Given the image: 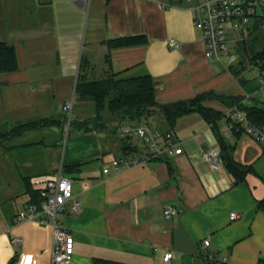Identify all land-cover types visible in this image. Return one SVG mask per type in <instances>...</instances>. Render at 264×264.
<instances>
[{
	"label": "crops",
	"instance_id": "1",
	"mask_svg": "<svg viewBox=\"0 0 264 264\" xmlns=\"http://www.w3.org/2000/svg\"><path fill=\"white\" fill-rule=\"evenodd\" d=\"M198 3L0 0V42L13 45L18 58L16 71L0 74V264H53L52 226L16 218L31 201L30 191L40 192L43 180L77 163L78 171L68 176L81 208L74 212L68 203L59 214L74 237L70 264H94L96 259L164 264L167 251H173L172 264H264V209L259 206L264 199V146L245 132V122L226 126V113L238 104L264 109V66L253 61L264 49V11L251 22H239L245 31L227 26L229 47L240 56L228 71L205 56L203 32L195 24ZM83 34L90 50L84 71L88 79H102L109 71L118 77L150 74L159 103L212 92L222 98L205 105L222 117L209 122L198 112L181 116L172 130L183 152L160 158H149L139 136L122 135L120 114L103 109L66 121L64 106L78 82L76 69L24 66L19 46L29 38L39 48L60 42L61 35L62 42L80 43ZM129 36L146 41L107 45ZM172 39L179 46H171ZM61 53L58 46L53 53L36 50L32 57L51 59ZM42 120L53 126L14 132L21 124ZM142 123L169 130L160 113ZM222 144L237 162L251 167L242 181L221 157L217 165L201 158L205 150L220 152ZM116 158L132 163L115 170ZM170 206L179 213L166 216ZM232 212L239 217L231 219ZM207 238L211 243L205 247ZM208 254L216 260L210 262Z\"/></svg>",
	"mask_w": 264,
	"mask_h": 264
},
{
	"label": "built area",
	"instance_id": "2",
	"mask_svg": "<svg viewBox=\"0 0 264 264\" xmlns=\"http://www.w3.org/2000/svg\"><path fill=\"white\" fill-rule=\"evenodd\" d=\"M82 1V0H79ZM164 5L168 3L164 2ZM198 16L195 20L196 26L203 32V40L206 45L205 56L210 61L221 64L226 70H230L239 60L238 53L233 52L229 47L227 26L233 24L235 29L245 28L239 22H251L254 17L264 11V0H199L196 6ZM238 21V24L233 22ZM171 46H179L175 39L170 41ZM264 83V80H262ZM72 103H66L64 111L71 114ZM248 111L234 106L226 113L228 128L238 123H246L245 132L252 136L257 142L264 146V125L251 123L248 120ZM123 136H139L144 140L149 149V158H160L165 155H179L183 148L175 140V132L172 129L159 130L148 123L134 124L129 121L123 122L121 126ZM219 149H209L201 152V158L213 165L221 163ZM132 163L129 158H116L112 161L115 170L126 168ZM109 172L110 168H105ZM41 202H29L18 213L16 221L27 220L48 224L53 229L52 263L70 264L74 257V237L71 231L60 223L58 215L62 213L68 203L74 212L81 208V200L77 198L73 179L65 175L63 170L42 181L40 187ZM179 213L175 206L165 208L166 216H173ZM231 219L239 217L237 212H232ZM204 246L210 245L209 238L204 240ZM210 262L215 261L213 254H208ZM164 264H172L173 251L164 254Z\"/></svg>",
	"mask_w": 264,
	"mask_h": 264
},
{
	"label": "trees",
	"instance_id": "3",
	"mask_svg": "<svg viewBox=\"0 0 264 264\" xmlns=\"http://www.w3.org/2000/svg\"><path fill=\"white\" fill-rule=\"evenodd\" d=\"M143 36H129L110 40L107 42L109 48L123 47L145 43ZM253 61L261 62L264 66V49L253 57ZM107 62L111 65L110 57L107 56ZM87 59H86V67ZM85 67V69H86ZM18 69V58L16 49L13 45L6 42H0V74H7ZM84 69V71H85ZM79 73L77 90H81V97L92 99L95 102L97 113L106 109L110 114H120L122 119L134 124H139L148 120L154 114L160 113L167 122L169 129H173L177 120L184 115L198 112L202 114L207 121H216L222 117V112L205 105V101L211 98L221 99L212 92H205L188 100H181L169 104H161L157 100L156 81L150 74L118 77L117 74L109 71L106 77L102 79H88L85 74ZM81 77V78H80ZM108 100V96L111 94ZM238 103V102H237ZM238 107L248 111V120L251 123L264 125V109L250 108L246 106ZM31 122L21 124L14 129V132H24L32 129L35 124L44 123ZM2 137L0 136V145ZM220 157L226 167L234 174L237 181H242L245 174L251 170V167L237 162L229 152L228 146L221 145ZM80 164H68L63 166V172L71 174L78 171ZM30 191V189H29ZM32 199L30 202L40 203L42 198L40 192L30 191ZM264 209V199L259 203ZM94 264H126L121 262H109L96 259ZM212 264V263H211ZM223 264V263H222Z\"/></svg>",
	"mask_w": 264,
	"mask_h": 264
},
{
	"label": "rangeland",
	"instance_id": "4",
	"mask_svg": "<svg viewBox=\"0 0 264 264\" xmlns=\"http://www.w3.org/2000/svg\"><path fill=\"white\" fill-rule=\"evenodd\" d=\"M34 13L35 15V10L30 12V14ZM61 24V23H60ZM62 36V35H61ZM60 36L61 40L59 42H46L43 44H39V48L34 44V42H28L29 38L21 43V46H19V53L22 55L24 53V57L22 59L23 65L24 66H39L42 68L45 67H52V68H57V67H66V68H75L76 73H75V78H79V73H83L85 67H86V59L87 56L90 54V50L88 49V44L85 42V35L83 34L80 40V43L78 42H62V37ZM61 47L62 53L60 55H57L55 58H44V59H34L32 57V53L36 50H44L48 52H54L56 50V47ZM99 52V51H97ZM62 56V59H61ZM99 60L98 62H100ZM78 70V71H77ZM78 73V74H77ZM81 78V77H80ZM113 93H111L108 96V100L111 98ZM70 103L74 105L71 114L66 113L65 118L66 121H68L69 118H71V122L76 120V117H84L89 115L91 112L95 113L97 112L96 110V105L95 102L92 101V105H89V102L91 99L88 101H85L84 97H81V90L76 89V84L74 87V91L71 95ZM56 101H51V104L53 107L55 106ZM68 102V103H69ZM91 104V103H90ZM75 118V119H74ZM126 121V120H125ZM53 125L49 124L48 122L44 123H39L35 124V126L32 128L34 129L35 127L38 129H43L44 127H51ZM70 129V128H69ZM64 137H66L69 133V130L64 127ZM2 145H0L1 147ZM65 175H68L64 173ZM59 217V215H58Z\"/></svg>",
	"mask_w": 264,
	"mask_h": 264
}]
</instances>
